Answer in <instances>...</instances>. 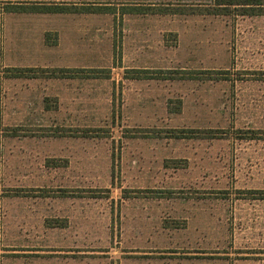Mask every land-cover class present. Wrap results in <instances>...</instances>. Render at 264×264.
<instances>
[{
	"label": "rangeland",
	"instance_id": "rangeland-1",
	"mask_svg": "<svg viewBox=\"0 0 264 264\" xmlns=\"http://www.w3.org/2000/svg\"><path fill=\"white\" fill-rule=\"evenodd\" d=\"M209 2L0 0V264H264V15L120 7Z\"/></svg>",
	"mask_w": 264,
	"mask_h": 264
},
{
	"label": "trees",
	"instance_id": "trees-1",
	"mask_svg": "<svg viewBox=\"0 0 264 264\" xmlns=\"http://www.w3.org/2000/svg\"><path fill=\"white\" fill-rule=\"evenodd\" d=\"M117 6L109 3H72V2H30L10 3L6 5V13H37V14H59V13H110L116 11ZM122 13L129 14H209L227 15L232 11L242 16L264 15V0H210L204 5L174 6L170 4L149 5H125L121 6Z\"/></svg>",
	"mask_w": 264,
	"mask_h": 264
}]
</instances>
